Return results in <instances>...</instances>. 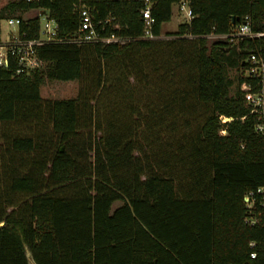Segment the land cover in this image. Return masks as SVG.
I'll return each instance as SVG.
<instances>
[{
	"label": "trees",
	"instance_id": "obj_1",
	"mask_svg": "<svg viewBox=\"0 0 264 264\" xmlns=\"http://www.w3.org/2000/svg\"><path fill=\"white\" fill-rule=\"evenodd\" d=\"M187 1L194 16L171 38L49 44L28 73L13 58L0 66V122L37 129L1 135L23 158L3 163L0 264H264V226L245 222L244 200L264 185V138L240 91L264 34L206 37L246 15L264 33V0ZM177 2L157 0L154 34ZM84 4L113 18L104 34L144 33L137 0H11L0 20L9 12L35 32L46 11L68 36ZM47 79L78 80L79 92L43 101Z\"/></svg>",
	"mask_w": 264,
	"mask_h": 264
},
{
	"label": "built area",
	"instance_id": "obj_2",
	"mask_svg": "<svg viewBox=\"0 0 264 264\" xmlns=\"http://www.w3.org/2000/svg\"><path fill=\"white\" fill-rule=\"evenodd\" d=\"M33 1V0H26ZM141 3L140 13L145 22L144 33L140 36H120L115 33L104 34V23L113 20L112 17L97 19L92 8L87 5L79 7L80 20L78 27L68 36L60 34L58 22L46 11L38 13L39 23L35 32L22 29V19L19 16H9L6 18L7 28L4 30L0 25V66L8 64V59L16 61L15 73H28L33 69L43 65V60L39 57L38 47L49 44H83V43H120L136 39H156L161 35L154 34L152 27L155 19L152 9L157 0H137ZM178 12L183 13L185 21L193 18V12L187 0H179L176 3ZM250 16L246 15L244 20L235 25L228 33L211 32L206 35L211 39H222L230 43L244 39H256L262 36L263 32H256L252 29ZM240 91L245 98V105L249 109L250 115L255 118V131L264 138V49L251 50L247 53L240 67ZM226 118H222L225 121ZM244 200L249 209V215L245 222L249 225L262 223L264 226V185L255 190L247 192ZM261 207L262 211L257 212L256 207ZM254 246L252 242L250 244ZM255 257L256 252H251Z\"/></svg>",
	"mask_w": 264,
	"mask_h": 264
},
{
	"label": "rangeland",
	"instance_id": "obj_3",
	"mask_svg": "<svg viewBox=\"0 0 264 264\" xmlns=\"http://www.w3.org/2000/svg\"><path fill=\"white\" fill-rule=\"evenodd\" d=\"M11 0H0V10L4 7L5 4H7ZM184 14L179 13L176 6H173V15L170 21L165 22L162 24L161 29V36L165 39L171 38L173 35H170L169 33L174 32L177 29V26L179 23L183 22ZM7 16H11V13L6 12L4 14L3 19L0 20V25L5 30L7 28L6 18ZM238 73V70L231 69L229 70V75L231 77H236ZM80 89V81L78 80H45V82L41 85L40 94L43 101L48 100H55V99H64V98H72L77 95ZM43 115V113H42ZM223 122V121H222ZM11 129L12 133H22V130H28L29 134H32L33 132H37L36 127L33 122L29 121L27 122L26 126H22V124L17 122H0V183H2L3 186H6L7 181V174L5 172L7 171L6 165H3V163H11L12 166H16L20 163V158H23L22 154L18 152H11L8 149V145L6 140H4L1 135L6 131L7 129ZM26 133V131H24ZM35 134V133H34ZM96 135L98 133H95ZM89 159L93 161V154L89 153ZM138 153L135 152V155ZM25 156V155H24ZM13 159L14 161H11ZM11 161V162H10ZM6 170V171H5ZM118 202L117 204H119ZM7 211H10L12 207L7 206Z\"/></svg>",
	"mask_w": 264,
	"mask_h": 264
}]
</instances>
